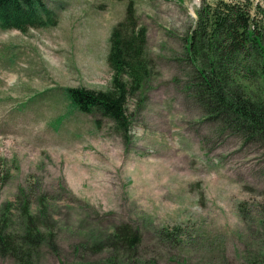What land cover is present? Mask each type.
<instances>
[{"label": "rangeland", "instance_id": "rangeland-1", "mask_svg": "<svg viewBox=\"0 0 264 264\" xmlns=\"http://www.w3.org/2000/svg\"><path fill=\"white\" fill-rule=\"evenodd\" d=\"M131 1L151 76L127 98L126 133L67 89L111 88L109 35L128 0H46L55 26L0 27V220L17 237L22 206L36 215L33 264H264V142L194 98L188 39L216 0ZM248 1L264 31V0ZM123 228L134 249L115 243Z\"/></svg>", "mask_w": 264, "mask_h": 264}, {"label": "trees", "instance_id": "trees-1", "mask_svg": "<svg viewBox=\"0 0 264 264\" xmlns=\"http://www.w3.org/2000/svg\"><path fill=\"white\" fill-rule=\"evenodd\" d=\"M128 1L123 20L109 35L111 88L67 89L68 99L77 109L99 112L123 133L128 127L127 98L140 91L151 76V62L145 52L147 28L139 24L132 1ZM245 2L216 0L202 5L189 35L187 58L196 72L194 98L204 112L232 130L264 142V31L253 14L252 3ZM57 22V14L46 0H0L2 29L26 32L29 27L55 26ZM39 212L41 217L43 209ZM21 217L17 237L6 231L5 218L0 220V253L15 256L17 264H33L34 252L46 235L27 205L22 206ZM112 236L115 243L130 249L140 240L136 232L129 234L124 228ZM59 264L115 263L110 259Z\"/></svg>", "mask_w": 264, "mask_h": 264}]
</instances>
